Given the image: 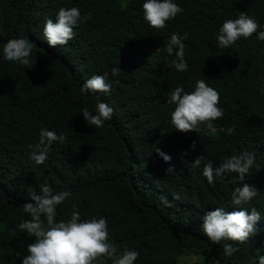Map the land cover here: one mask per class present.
Wrapping results in <instances>:
<instances>
[{
	"label": "trees",
	"instance_id": "obj_1",
	"mask_svg": "<svg viewBox=\"0 0 264 264\" xmlns=\"http://www.w3.org/2000/svg\"><path fill=\"white\" fill-rule=\"evenodd\" d=\"M144 2L0 0V264H22L35 242L18 225L31 219L22 205L40 194L41 185L72 193L57 206V222L70 218L73 204L82 220L106 218L118 250L139 253L135 264H259L264 256V41L257 38L264 30V0H173L184 11L164 29L144 20ZM73 7L92 19L74 29L68 44L50 47L43 37L46 19L55 22L60 8ZM241 12L260 29L220 49V27ZM174 33L187 34L185 72L172 66L176 57L166 51ZM14 38L33 44L34 67L3 59L4 44ZM114 67L121 69L117 76ZM105 73L109 95L81 92L87 79ZM198 80L218 91L223 116L213 122L215 132L201 125L198 132L181 133L171 124L175 105L167 103L168 93L180 86L192 92ZM99 102L114 112L103 127H91L82 109L95 114ZM228 128L235 129L231 135ZM41 129L67 139L54 143L38 165L29 159V145L38 143ZM243 152L255 157L243 182L233 184L237 174L230 173L208 183L205 165L216 169ZM243 183L258 195L234 206L231 194ZM217 207H255L261 215L257 235L235 243L239 250L231 257L223 254V244L233 242L213 244L201 231L203 215Z\"/></svg>",
	"mask_w": 264,
	"mask_h": 264
},
{
	"label": "clouds",
	"instance_id": "obj_2",
	"mask_svg": "<svg viewBox=\"0 0 264 264\" xmlns=\"http://www.w3.org/2000/svg\"><path fill=\"white\" fill-rule=\"evenodd\" d=\"M184 10L173 0H145L143 3L144 20L151 28L164 29L167 22L177 17ZM91 13L81 16L78 8H60L56 21L47 18L43 28V37L50 47L64 46L75 38L74 29L80 23L91 20ZM260 25L255 18L249 17L246 12H241L236 19H227L223 22L216 36L217 46L226 49L240 38H250L258 32ZM257 38L264 41V30L258 32ZM187 39V34L181 37L174 33L166 42V51L169 55H175L172 66L179 72H185L188 63L185 57V45L182 42ZM33 44L27 38H14L8 40L2 50L5 61L18 62L20 66L30 69L37 63L32 58ZM121 69L114 67L112 76L119 75ZM112 84L108 81V74H94L87 79L81 87L82 93L109 95ZM220 96L218 91L208 86L204 80H198L192 92H186L180 86L168 93L167 103L175 105L171 113V124L176 131L181 133L198 132L201 125H206L207 129L215 132L214 121L223 116V109L219 107ZM114 109L105 102L95 105V114L88 108L82 109L85 122L91 127L101 128L104 123L112 118ZM234 128H228L227 133L231 135ZM67 137L61 133L57 135L55 131L41 129L39 141L35 145H29L31 149L29 159L36 164H44L48 158L49 150L54 143H64ZM192 147H196L193 141ZM156 152L166 162L171 161V156L156 148ZM183 155H187L184 153ZM255 157L252 153L243 152L238 156H233L225 160L216 169L209 163L204 166L203 176L207 178L209 184L214 182V178L230 173H236L232 183L243 182L250 174ZM201 163L198 157L194 166ZM167 173L175 171L171 166ZM40 194H31L32 202L22 205L24 213L31 219L22 221L18 225V230L26 232L30 237H35V242L27 247L28 255L22 259V264H96L102 259H109L112 264H135L139 253L135 250L125 248L120 252L113 242L110 241L108 223L106 218L81 219V214L75 204L70 218L57 222V206L71 197V191H61L53 193L47 185H41ZM258 195V190L250 183H243L240 187H235L232 192V204L234 206L246 205ZM174 199H180L176 195ZM241 210L225 211L223 208H215L203 215L201 231L213 243L220 244L222 241L233 243L223 244V254L231 257L239 249L235 243H244L251 237L257 235V222L261 219L259 211L252 207L249 211L246 208L238 207ZM43 217V219H42ZM259 264H264V256L259 257Z\"/></svg>",
	"mask_w": 264,
	"mask_h": 264
},
{
	"label": "rangeland",
	"instance_id": "obj_3",
	"mask_svg": "<svg viewBox=\"0 0 264 264\" xmlns=\"http://www.w3.org/2000/svg\"><path fill=\"white\" fill-rule=\"evenodd\" d=\"M195 259H193V261H194Z\"/></svg>",
	"mask_w": 264,
	"mask_h": 264
}]
</instances>
